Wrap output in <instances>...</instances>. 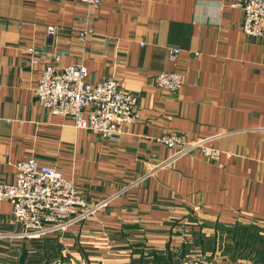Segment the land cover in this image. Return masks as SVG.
<instances>
[{
	"label": "crops",
	"instance_id": "1",
	"mask_svg": "<svg viewBox=\"0 0 264 264\" xmlns=\"http://www.w3.org/2000/svg\"><path fill=\"white\" fill-rule=\"evenodd\" d=\"M232 1L0 0V182L36 157L74 180L87 208L112 198L47 241L17 238L12 204L0 201L1 264L177 262L221 227L264 228V38L243 33ZM86 25L93 32L82 42ZM30 47L45 56L36 67ZM171 48L181 51L175 61ZM52 63L86 65L90 82L115 79L137 96V118L118 141L39 104L34 90ZM162 71L181 73L183 87H157ZM166 133L212 137L223 156L171 159L156 141Z\"/></svg>",
	"mask_w": 264,
	"mask_h": 264
},
{
	"label": "built area",
	"instance_id": "2",
	"mask_svg": "<svg viewBox=\"0 0 264 264\" xmlns=\"http://www.w3.org/2000/svg\"><path fill=\"white\" fill-rule=\"evenodd\" d=\"M71 1L95 7L103 2ZM229 6L242 9L241 29L245 35L264 38V0H233ZM92 32V27L86 25L80 32L79 40L84 42ZM55 33V27H48L49 35ZM180 52L178 48H171L170 59L177 60ZM27 53L32 67L45 58L35 47L28 48ZM89 75L86 65L59 68L56 64H48L41 72L35 95L39 104L53 114L71 117L75 128L97 132L110 142H116L124 127L137 118V96L126 91L115 79L92 83ZM183 78L179 72L162 71L155 77V83L157 87L173 92L183 87ZM212 139L190 141L182 134L166 133L156 141L173 152L171 159L198 151L206 159L220 162L223 151L211 145ZM111 200L105 199L87 208L74 180L67 178L55 165L44 164L36 157L16 163L14 182H0V201L12 204L13 215L21 227L15 235L19 239L42 240L64 233L90 214L106 207ZM209 260L207 255L200 254L182 259L179 264H209Z\"/></svg>",
	"mask_w": 264,
	"mask_h": 264
},
{
	"label": "trees",
	"instance_id": "3",
	"mask_svg": "<svg viewBox=\"0 0 264 264\" xmlns=\"http://www.w3.org/2000/svg\"><path fill=\"white\" fill-rule=\"evenodd\" d=\"M226 229H230L228 232L229 233L228 236H227V232H224V234H223L224 230L227 231ZM257 229H258V234L256 232ZM221 232L223 234V236L221 234L222 237L220 236L221 239H223L226 236L228 239L231 234H234V237H232V241L234 242L233 243L234 248L229 247L230 246L229 245L228 249H226L227 252L228 251L231 252V251L235 250L236 247H240V246L243 250H246L245 248L250 247V250L252 251V253H254V257L257 258V261L255 264H264V259H263L264 258V244H263V242L259 241V238H264V228L257 226V225L239 223L233 227H221ZM230 232H231V234H230ZM59 234L60 233L55 234V235L58 236ZM245 235H246V237H245ZM259 236H261V237H259ZM47 239L48 238H44L43 240L47 241ZM243 239H245V242H242ZM215 240H216V237H211L209 240H206V242H204L202 240L199 241V239L197 240V245H199L200 243L202 245H204V248H202L201 252H203L205 254H207V253L211 254L209 256L210 259H211V256L213 255V253L209 252V251H211V250H209L210 246H207V245L211 241L215 242ZM230 242H231V240H230ZM230 244H232V242ZM55 246H56L55 248L61 249L60 243L57 242ZM210 248L213 251V245ZM258 258H262V259H258ZM159 261L162 264H172L174 260L170 256H166V257L164 256L162 258L157 257L156 258L157 264H159ZM135 264H143V263H141L140 261H137Z\"/></svg>",
	"mask_w": 264,
	"mask_h": 264
},
{
	"label": "rangeland",
	"instance_id": "4",
	"mask_svg": "<svg viewBox=\"0 0 264 264\" xmlns=\"http://www.w3.org/2000/svg\"><path fill=\"white\" fill-rule=\"evenodd\" d=\"M227 231H223V234L224 232H227V236H228V232L230 229H226ZM257 234H258V229H257ZM222 234V236H223ZM226 234V233H225ZM231 234V232H230ZM232 235V236H231ZM229 236V238L227 239V236L224 237L223 239H221V237L218 239L216 238L215 242H209V244L207 246H210L212 247L213 245V251L212 249L209 247V252L213 253V255L211 256V259H210V255L211 254H205L201 251L199 252H192V253H189V254H184L182 255V258L179 259L177 262H174L175 264H179V262L182 260V259H186V258H189L191 256H195V255H207L208 256V260H209V264H255L256 261H257V258L254 257V253H252V251L250 250V247L248 248H245L246 250H243L240 247H236L235 250L233 251H226V249H228V246L229 247H232L234 248V245H233V241H232V237H234V234H231ZM246 237V235H245ZM261 237V236H259ZM258 237V238H259ZM226 239V240H225ZM232 242V244H230V240ZM226 241V242H225ZM259 241L263 242L264 244V238H259ZM242 242H245V239H243ZM40 259V257H35V261H38ZM258 259H262V258H258ZM264 259V258H263ZM40 261V260H39ZM1 264V263H0Z\"/></svg>",
	"mask_w": 264,
	"mask_h": 264
}]
</instances>
